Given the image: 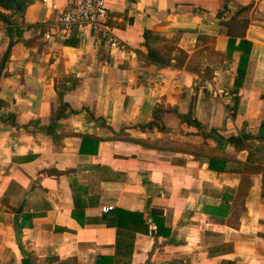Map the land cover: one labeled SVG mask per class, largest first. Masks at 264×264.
Returning <instances> with one entry per match:
<instances>
[{
    "label": "crops",
    "instance_id": "obj_1",
    "mask_svg": "<svg viewBox=\"0 0 264 264\" xmlns=\"http://www.w3.org/2000/svg\"><path fill=\"white\" fill-rule=\"evenodd\" d=\"M15 2L0 6V264H264V140H220L264 122V0H108L125 49L62 32L68 0ZM145 31L182 64L150 62Z\"/></svg>",
    "mask_w": 264,
    "mask_h": 264
},
{
    "label": "trees",
    "instance_id": "obj_2",
    "mask_svg": "<svg viewBox=\"0 0 264 264\" xmlns=\"http://www.w3.org/2000/svg\"><path fill=\"white\" fill-rule=\"evenodd\" d=\"M5 1L6 0H0V6L1 7H4V8L6 7ZM250 8H251V5L244 7L243 9H241L238 12V14L244 13L247 10H249ZM25 10H26V4L22 3V5L20 6L19 9L14 10V13L21 14ZM218 16L221 17V16H225V15L223 12H219ZM235 17H236V15L233 18H231V20H234ZM0 19L6 23H10L11 17L6 16L4 13H2L0 11ZM144 39H145L144 40V46L147 48L146 58L150 62L156 63L158 65L170 66V65H172V60L175 59L176 60L175 65L176 66L182 64L181 63L182 61L178 57L173 56L171 53V50L167 49V47L170 44L171 45L174 44V43H172L171 39H168L165 36H162L160 34H156L152 31H145ZM248 60H249V51L242 56V59H241V62H240L239 68H238V73H239L238 84H240L244 79ZM67 107H69V106L65 105L63 107V104H61V107H60L61 115H63V114L65 115V109ZM72 112H74V111L72 110ZM180 118L182 119V121H184L187 124H195L196 126L200 125L196 120H190L189 118H187L184 115L180 114ZM152 126H153V124L151 125V127ZM123 136L125 138H128V135H126V134ZM253 138L264 140V122L262 123V128L260 130V133L256 137H253L250 135H248V136L243 135L242 137H233V138H230L229 140H226L224 138H220V140L226 141V142H231V143L235 144L236 149L241 150V149L246 148V145L243 144L242 141L245 139L248 140V139H253ZM101 140H102V138H96L93 136H84L83 137V145H85L86 143H94L95 148L93 149L92 152H96L97 145ZM1 201L5 203L6 200H1ZM118 214H119V216H122L120 218L124 219V221H126V222L131 221L132 224H136V223L141 224L140 226L144 225V223H145L143 214H133V213H128V212H124V211H118ZM73 216L76 219H78L81 223H83V219L81 218V216L79 214L73 213ZM152 216H154V212L152 213ZM154 220H155V216H154ZM118 224H120V226H123V225L125 226V223H123V222H119Z\"/></svg>",
    "mask_w": 264,
    "mask_h": 264
},
{
    "label": "built area",
    "instance_id": "obj_3",
    "mask_svg": "<svg viewBox=\"0 0 264 264\" xmlns=\"http://www.w3.org/2000/svg\"><path fill=\"white\" fill-rule=\"evenodd\" d=\"M46 2V0H44ZM112 19V10L108 5V0H68V5L59 15V29L67 32L73 28L90 27L97 38L106 43L125 49L126 46L118 40L109 26ZM47 38L50 34L46 33ZM226 93L224 90H218ZM114 210V206L106 205L102 207L104 213Z\"/></svg>",
    "mask_w": 264,
    "mask_h": 264
},
{
    "label": "water",
    "instance_id": "obj_4",
    "mask_svg": "<svg viewBox=\"0 0 264 264\" xmlns=\"http://www.w3.org/2000/svg\"><path fill=\"white\" fill-rule=\"evenodd\" d=\"M15 1H16V0H6V1H5V5H7L8 3H11L10 8L13 9V10H17V9L20 8V5H19L17 2H15ZM7 55H8V54H7Z\"/></svg>",
    "mask_w": 264,
    "mask_h": 264
}]
</instances>
